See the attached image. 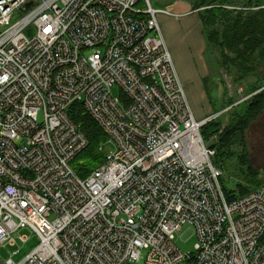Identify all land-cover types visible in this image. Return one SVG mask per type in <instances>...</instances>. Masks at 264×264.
Here are the masks:
<instances>
[{
    "label": "built area",
    "instance_id": "2783aa9c",
    "mask_svg": "<svg viewBox=\"0 0 264 264\" xmlns=\"http://www.w3.org/2000/svg\"><path fill=\"white\" fill-rule=\"evenodd\" d=\"M162 12L0 0V264H264V183L227 200L201 133L221 113L196 118ZM75 102L107 136L86 178L71 165L89 144ZM185 226L195 252L175 243ZM26 230L39 242L17 261Z\"/></svg>",
    "mask_w": 264,
    "mask_h": 264
},
{
    "label": "trees",
    "instance_id": "16d2710c",
    "mask_svg": "<svg viewBox=\"0 0 264 264\" xmlns=\"http://www.w3.org/2000/svg\"><path fill=\"white\" fill-rule=\"evenodd\" d=\"M235 1L190 0L192 10L200 15L207 50L209 45L219 55L220 67L226 69L231 76L236 71L235 81L239 83L257 77L248 91V100L235 106V100L226 101L225 104L230 107L226 126H223L222 118L218 116L201 129L207 145L215 149L213 164L222 171L220 181L228 201L237 199L264 183V167L261 170L255 169L247 158L245 148L237 157L239 176L235 181L236 185L234 188L227 185L232 179L230 167L227 166L228 160L234 156L231 147L237 139L244 141L245 131L264 111V0H248L241 9L227 7ZM207 79H203V83ZM68 115L89 141L87 147L71 162L75 172L81 178H86L104 162L105 156L100 147L107 141V136L87 112L83 102L73 103ZM215 135L217 138L211 141Z\"/></svg>",
    "mask_w": 264,
    "mask_h": 264
},
{
    "label": "rangeland",
    "instance_id": "374dc122",
    "mask_svg": "<svg viewBox=\"0 0 264 264\" xmlns=\"http://www.w3.org/2000/svg\"><path fill=\"white\" fill-rule=\"evenodd\" d=\"M187 1L190 3V0ZM247 1L248 0H236L233 5H227V7L230 9H241L244 8ZM151 3L157 9L167 10V6H165V0H151ZM191 8H189V10H191ZM162 13L158 14V21L159 16ZM182 22L184 23L185 21L183 20ZM25 32L29 37H32L36 34V30L33 26L28 27ZM189 52L193 55L192 58L194 60L195 66L186 63L184 55H178L177 62V58H175L174 54H171L194 114L196 118L201 119L206 116H213L216 110L226 106L223 110L220 111L221 114L219 115L222 118L223 126H226L229 122L230 117V112L228 111L230 107L228 104H225L226 101H228L229 99L235 100V103L233 104V106H235L242 101L248 100L250 97L248 91L251 87V84L257 80V77L254 76L248 78L247 80L241 81L240 83L236 82V71H234L233 76H231L226 69L220 67L218 63L219 55L215 51H213V49L209 45L208 50L203 55H198L197 53L191 51ZM204 71L207 72L204 80L207 78L208 79L203 83L204 80L203 78L201 79V77L204 76ZM112 93L115 97H121V91L118 87H114ZM216 136L217 135L212 136L211 141H214L217 138ZM245 148L247 149V158L253 165V167L257 170L263 169L264 111L257 118V120L253 121L249 125L248 129L245 131L244 141L237 139L231 147V151L234 156H232L231 159L227 162V166L230 167V171L232 173V179L227 184L229 188H234L236 185L235 181H237L239 176H237V157L239 154L244 152ZM26 232L29 235V242L21 245L22 254L15 257V260L17 261L21 260L39 242L38 236L32 234L28 230H26ZM196 240L197 239L194 236L193 231L189 229L188 226H185L183 232L176 235L175 243L183 252L189 253L195 252ZM8 255L9 253L7 252V250L0 246V263H2Z\"/></svg>",
    "mask_w": 264,
    "mask_h": 264
},
{
    "label": "crops",
    "instance_id": "0c3cea01",
    "mask_svg": "<svg viewBox=\"0 0 264 264\" xmlns=\"http://www.w3.org/2000/svg\"><path fill=\"white\" fill-rule=\"evenodd\" d=\"M165 6H167L168 13L160 14L159 21L167 45L171 53L177 58V62L178 55H184L185 62L195 66L193 55L189 51L198 55H203L207 51L200 15L192 10L191 3L187 0H165ZM205 71L201 79L206 76L207 72Z\"/></svg>",
    "mask_w": 264,
    "mask_h": 264
},
{
    "label": "water",
    "instance_id": "95a60500",
    "mask_svg": "<svg viewBox=\"0 0 264 264\" xmlns=\"http://www.w3.org/2000/svg\"><path fill=\"white\" fill-rule=\"evenodd\" d=\"M30 5H31V2L27 3V4H26V7H29Z\"/></svg>",
    "mask_w": 264,
    "mask_h": 264
},
{
    "label": "bare ground",
    "instance_id": "6f19581e",
    "mask_svg": "<svg viewBox=\"0 0 264 264\" xmlns=\"http://www.w3.org/2000/svg\"><path fill=\"white\" fill-rule=\"evenodd\" d=\"M72 120V119H71Z\"/></svg>",
    "mask_w": 264,
    "mask_h": 264
}]
</instances>
